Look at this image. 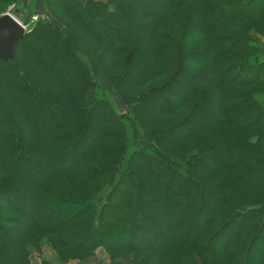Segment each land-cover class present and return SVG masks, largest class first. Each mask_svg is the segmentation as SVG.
Instances as JSON below:
<instances>
[{"label":"trees","instance_id":"trees-1","mask_svg":"<svg viewBox=\"0 0 264 264\" xmlns=\"http://www.w3.org/2000/svg\"><path fill=\"white\" fill-rule=\"evenodd\" d=\"M8 1L0 0V4ZM124 1L86 0L82 3L79 0H46V5L50 10L57 7L77 19L86 34H91L106 51L108 49L113 54L111 57L104 53L113 58L111 63L114 65H120L118 59H122L118 57L124 49L120 45L127 43L133 47L139 42L151 50H157L159 59L156 63H160V67L154 68L151 75L160 77L166 68L172 66L169 58L173 59L162 48L174 47L173 40H177V48L182 51L181 58L186 51L182 31L186 27L187 33L190 25H186L182 10L188 5L197 6L199 10L208 0H162L157 16L151 14L146 17H135L126 7L122 8ZM221 2L225 9H232L230 15L221 10H218L220 14L211 15L202 7V13H207L208 20L206 27L200 31H223L217 33L214 40L219 57L238 54L239 58L218 72L221 73L218 80L222 81L223 76L233 75L234 72L230 78L233 82L235 77L248 71L262 77L256 83L244 84L242 81L244 86L264 85V60H261L260 44H255L256 39L248 33L228 32L247 23H252L253 27H264V0ZM146 3L157 5L159 0ZM108 5L113 6L112 11ZM251 7L253 10L248 11ZM169 14L175 21L167 16ZM127 17H131L137 27L151 28L152 38L144 41L125 40L120 20ZM167 23L171 27H167ZM60 25L51 19L39 21L32 32L17 44L14 58L9 62L0 61V81L12 76L24 86L20 103L0 93V129L9 136V142L2 143L0 148V264L2 261V264H24L23 258L29 252L27 244L36 245L42 237H47L51 250L57 254L60 262L83 260L98 248H103L112 261L126 260L132 256L135 264H200L193 255L180 254L199 246L203 251L201 254L211 256L212 263L246 264L244 260L260 243L252 264H264V202L250 201L243 190H229L232 178L250 188L249 191L264 188V164L258 165L257 160L240 156L222 164L213 162L221 170L216 171L215 175L206 173L202 178H196L190 170H206L207 165L200 166L198 162L194 168L191 164L185 166L187 163L162 156L154 147L145 150L141 146L126 158L127 143H117L120 138H127L123 120L111 119L112 125L118 126V131L110 136L111 131L105 132L110 124L107 107L89 109L85 92L95 87V75L83 57L79 38L66 26ZM175 25L176 29L172 28ZM93 27L98 33L94 32ZM206 55V51L200 54L203 60L207 59ZM36 59L42 62L40 68ZM46 67L54 78H49ZM171 83H165L162 89L156 91L157 96H169L167 93L172 89ZM43 90L51 94L53 102L66 109V115L61 117L62 128H55L48 136L46 148H40L38 134L30 126L31 122L23 115L20 106L26 96L39 104L37 100ZM138 104L139 101H135L131 105ZM225 108L223 112L231 114L237 107ZM84 114L88 119H84ZM255 117L264 129V107ZM200 127L206 125L192 129ZM175 129L162 133L160 140L170 141L168 135ZM87 131L92 133L91 137H88ZM82 142L88 143V146L71 160L67 170L42 173L32 183L15 171L22 165L20 163H30L31 156L36 159L37 165L50 164L53 161L50 154L55 153L56 147L61 144L66 146V151L59 154L62 161V158L70 157L80 148ZM113 144L123 148V152L112 150ZM245 161H251V166L263 169L262 172L252 170L249 174L241 169ZM139 170L141 176H138ZM105 187L107 190L98 199ZM19 201L30 204L31 222H27ZM209 202L214 203L212 213L201 222H197L196 218L190 222L192 216L198 217ZM51 207L61 210L64 216L60 217ZM50 211H54V214ZM184 215H187L186 225L191 223L193 226L190 236L181 235L180 238L177 233L160 227L157 233L163 238V245L143 240L144 224L147 222L165 220L170 224L178 222V219L183 221ZM218 226L219 230L212 233L213 228ZM230 227L237 230L223 245L213 248L211 245L215 239ZM124 236L130 239L125 241Z\"/></svg>","mask_w":264,"mask_h":264},{"label":"rangeland","instance_id":"rangeland-1","mask_svg":"<svg viewBox=\"0 0 264 264\" xmlns=\"http://www.w3.org/2000/svg\"><path fill=\"white\" fill-rule=\"evenodd\" d=\"M79 1L85 3L86 0ZM146 2H149V0H125L122 8L126 7L127 11L133 13L135 17H146L151 14L157 16V11L162 6L163 1L159 0L157 5H148ZM222 5L221 0H208L202 7L210 12L211 15L220 14L218 10H221L229 16L232 9H225ZM108 7H110L111 11L113 10L112 5H108ZM202 7L198 10L197 6L188 5L182 10L185 13L186 25L188 23L190 25L187 33L186 27L182 31L186 51L181 58L182 51L177 48V40H173L172 44L175 45L174 47H163L162 50H165L169 56L172 55L173 59L169 58L172 61V66L166 68L164 73L160 74V77L151 75L154 68L160 67V63H156L159 59L157 50H151L149 46L139 42L133 47L131 44L127 45V43L120 45L119 47H124L122 55L118 56L122 57V59H118L120 65H114L111 63L113 58L108 55L110 54L112 57L113 54L108 49L106 51V48L95 40L91 34H86L77 19L57 7H52L53 10H50L46 5V0H9L0 4V16L5 13L12 14L25 27V36L35 28L39 21H49L50 19L54 23L61 24V27L64 25L73 31L79 38V44L83 48V57L95 75V87L89 88L85 92L87 105L90 110L107 107L106 111L110 124L106 127L105 132L107 130L111 131L112 133L108 134L110 136L115 135L113 132L118 131V126L112 125L111 119L123 120L127 138H120L117 143H127L126 158L134 150H139L141 146L145 150L154 147L162 156L169 157L175 162L187 163L185 166L191 164L194 168V164L196 165L198 162H200L198 164L200 166L207 165L206 170L203 168L190 170L193 176L202 178L206 173L211 175L214 173L213 175H215L216 171L221 170L216 164L213 165L214 163L222 164L226 160L230 162L240 156L244 159L257 160L259 162H256L258 165L264 164V129L261 128L260 122L255 117L259 112L263 111L264 85L244 86V84H250V82L256 83L261 80L262 76H255L253 73L245 71L231 82L230 78L234 76L233 72V75L223 76L225 80H218L217 77L221 75L218 72L227 67L230 62L237 61L239 55L233 54L229 56L223 54L219 57L217 53L218 47L214 44V40L217 33L221 34L223 31L214 33H211L212 31L203 33L200 31L201 28L204 29L206 27L208 20L206 17L207 13H202ZM252 10L253 7L248 11ZM167 16H171L173 19L171 14ZM132 21L131 17L120 20L122 37L125 40L141 39L144 41L152 38L151 28L137 27ZM168 23L166 26L171 27ZM172 28L176 29V25ZM93 30L98 33L95 27H93ZM230 31L239 34L248 33L250 34L249 36L255 38V44L256 42L259 43L262 49L261 56L263 58L261 60H264V27L262 25L253 27L252 23H247L240 28L228 30V32ZM221 47H224V45ZM204 51L207 54V59L205 60L200 56ZM105 52L108 54L104 55ZM35 61H37V67L40 68L42 66L41 60L36 59ZM46 69L49 78H54L51 70L48 67ZM239 70L241 71L242 69ZM170 81H172V89L167 93L169 96L158 97L156 91L162 89L165 86L164 84ZM242 81L244 84L241 83ZM0 93H5L8 97H13L14 100L19 102V97L24 94V86L12 76H8L0 81ZM50 97L51 94L43 90L37 100L40 105L31 101L29 96H26L20 105L21 112L29 118L30 126L38 134L40 148H46L48 136L57 128H62L61 117L66 115V109L57 105ZM135 101H139V104L131 105ZM33 103L36 104L34 105ZM227 106L229 108L236 106L237 108L233 113L225 114L223 111L227 109L225 108ZM170 108H172L171 111L160 113ZM84 117V119H88L86 114H84ZM133 121H135V124H132ZM101 122L103 121L101 120ZM200 125H206V127H200L197 130L192 129V127H199ZM174 128L176 129L168 135L171 139L170 141L166 139L164 141L160 140L162 133H168ZM22 130L24 129L22 128ZM87 135L91 137L92 133L87 131ZM8 142V134L0 129V148L2 143ZM108 143L111 142L109 141ZM87 146L88 143L82 142L80 148H77L70 157L67 155L64 159L62 158L61 161L59 154L66 151V146L61 144L56 147L57 151L55 153L50 154L52 155L50 158L53 159L50 164L37 165L36 159L31 156L30 163H20L22 165L18 166L15 171L32 183L42 173L56 169H69L71 160L75 159L77 154L82 152ZM111 148L120 153L123 152V148H120L119 145L113 144ZM12 162L9 161L8 163ZM250 162L245 161L240 168L249 172V174H251L252 170L258 173L262 172L263 169L251 166ZM138 176H141L140 170L138 171ZM230 186L229 190H243V192H246L248 199L252 202H264V188H259L257 191H249L248 189L250 188L233 178ZM106 190L107 187L100 192L98 199L103 196ZM19 202L22 212L27 217V222H31L32 213L28 208L30 204ZM213 204V202L207 203L205 210L201 211L198 217H196L197 215L192 216L190 222H193L195 218L197 222H201L206 216L210 215L213 210ZM51 208L60 217L64 216L58 208ZM224 211L225 208L223 209ZM50 213L54 214V211H50ZM50 213H48L49 216ZM186 218L187 215H184L183 221L178 219V222L170 224L165 220L147 222V224H144L143 240L145 239L147 243L153 242L156 245H163V238H160L157 233L160 227H165L166 230L177 233L180 238H182L181 235H185L184 237L190 236L193 226L191 223H189V226L186 225ZM180 224L184 226H179ZM218 230L219 226L213 228L212 233ZM235 230L237 229L230 227L227 232L222 233L224 236L221 237V235V238L215 239L211 246L217 248L223 245ZM124 239L126 241L130 238L124 236ZM27 245L29 252L23 258L22 263L24 264L25 260L27 264H135V259L132 256L126 260H122L125 259L122 258L112 261L103 248H98L94 254L83 260L70 259L60 262L57 254L51 250L47 237L40 238L36 245L34 243ZM259 245L260 243L244 260L246 264L253 263ZM202 252V248L198 246L189 251H182L180 254L189 253L200 264H217L211 262L210 255L201 254ZM8 264L16 263L8 262ZM218 264L226 263L221 261Z\"/></svg>","mask_w":264,"mask_h":264},{"label":"water","instance_id":"water-1","mask_svg":"<svg viewBox=\"0 0 264 264\" xmlns=\"http://www.w3.org/2000/svg\"><path fill=\"white\" fill-rule=\"evenodd\" d=\"M25 36V27L10 13L0 16V61H11L17 44Z\"/></svg>","mask_w":264,"mask_h":264}]
</instances>
